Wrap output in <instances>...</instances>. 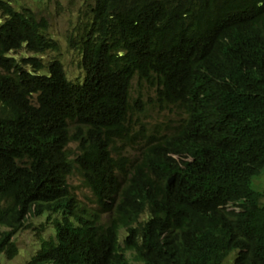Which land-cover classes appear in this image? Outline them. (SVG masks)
Here are the masks:
<instances>
[{"label": "trees", "instance_id": "obj_1", "mask_svg": "<svg viewBox=\"0 0 264 264\" xmlns=\"http://www.w3.org/2000/svg\"><path fill=\"white\" fill-rule=\"evenodd\" d=\"M91 1L67 42L82 72L70 81L38 58L58 50L45 21L0 0V254L55 210L27 264H264V0ZM135 80L188 118L134 140ZM115 142L136 145L135 162ZM74 174L107 225L75 211Z\"/></svg>", "mask_w": 264, "mask_h": 264}, {"label": "rangeland", "instance_id": "obj_2", "mask_svg": "<svg viewBox=\"0 0 264 264\" xmlns=\"http://www.w3.org/2000/svg\"><path fill=\"white\" fill-rule=\"evenodd\" d=\"M15 8L20 7L29 9L36 18H41L47 25V35L57 42V51H48L38 58L44 64L58 60L61 62L64 72L68 80L81 79L82 72L79 68L80 55L71 49L67 44L69 38H73L79 33L88 19V10L92 4L91 0H12ZM16 59L27 57L24 50L18 51L11 55ZM136 88L139 94H142L141 102L143 110L131 115L130 134L134 136V140H138L139 135L159 136L167 134L174 127L176 122L182 118L183 114L174 107L159 106L154 101V88L141 82L139 85L137 80ZM116 143V142H115ZM115 151L120 156L126 158V162H135L138 157L136 145L129 146L128 143H116ZM73 149V146L71 147ZM68 190L71 197L76 200V206L87 209L89 213L96 214L101 224H105L108 220L107 216L97 212L98 207L94 202V198L90 192L80 185L78 175L74 174L68 179ZM252 188L258 191H264V172L255 181L252 182ZM264 206V198L260 201ZM54 215L50 216L49 221L46 217H38L28 220V229L15 232L12 240L18 249V255L12 259H6L0 254V264H25L35 251L38 249L41 241H45L53 237L51 220L56 219ZM4 230L0 229V232ZM235 252H231L221 264H232ZM16 261V262H15ZM25 262V263H24Z\"/></svg>", "mask_w": 264, "mask_h": 264}, {"label": "clouds", "instance_id": "obj_3", "mask_svg": "<svg viewBox=\"0 0 264 264\" xmlns=\"http://www.w3.org/2000/svg\"><path fill=\"white\" fill-rule=\"evenodd\" d=\"M182 114H183V116H182V118H184V119H187L188 117H187V115H185L183 112H181ZM182 118H180V119H182ZM179 119V120H180ZM178 120V121H179ZM173 182V177H170V179H168V184H171ZM68 195H69V198H70V200L72 201V203L75 205V211L77 212V213H79V214H83L84 213V216H88V217H90L91 219H94V220H96V223H97V225H99V226H101V227H103V226H105V225H107V223H108V220H107V222L105 223V224H101L100 223V219H99V217L96 215V214H94V213H89L88 212V210L87 209H84V208H79V207H77L76 206V200H75V198L74 197H71V195H70V193H68ZM95 202V201H94ZM98 207V206H97ZM55 210H53V211H51V212H47V213H44V214H42L41 216H39V217H43V216H45L46 217V219L47 218H49L50 219V216L51 215H54V216H56L57 218H59V216L58 215H56V214H54L53 212H54ZM97 212H99L100 214H104V215H106L107 216V218H109V213H104V212H101L99 209L97 210ZM38 218V217H37ZM56 218V219H57ZM32 219H34V218H32ZM30 220V219H29ZM53 220H55V219H53ZM28 229V228H27ZM3 231V230H2ZM20 231H22V230H20ZM54 231V230H53ZM55 235V234H54ZM53 235V237H50V239H54V236ZM124 236H125V230L124 229H120L119 230V233H118V242H119V244L121 245L122 244V240H123V238H124ZM12 239V238H11ZM49 239V238H48ZM47 239V240H48ZM47 240H45V241H47ZM40 244H41V242H40ZM40 247H38V249H39ZM37 249V250H38ZM36 250V251H37ZM35 251V252H36ZM34 252V253H35ZM17 253H18V249H17ZM18 255V254H17ZM16 255V256H17ZM35 255V254H34ZM33 255V256H34ZM125 255H126V257H127V259H128V261H129V263L130 264H133V263H138V262H136L133 258H132V254L131 253H129V252H126L125 253ZM32 256V257H33ZM5 257V256H4ZM32 257H30V259L25 263V264H27L30 260H31V258ZM224 261V260H223ZM222 261V262H223Z\"/></svg>", "mask_w": 264, "mask_h": 264}, {"label": "bare ground", "instance_id": "obj_4", "mask_svg": "<svg viewBox=\"0 0 264 264\" xmlns=\"http://www.w3.org/2000/svg\"><path fill=\"white\" fill-rule=\"evenodd\" d=\"M16 257V256H15ZM16 262V261H15Z\"/></svg>", "mask_w": 264, "mask_h": 264}]
</instances>
